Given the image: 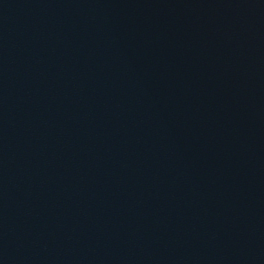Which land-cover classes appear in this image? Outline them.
<instances>
[{
    "label": "water",
    "instance_id": "1",
    "mask_svg": "<svg viewBox=\"0 0 264 264\" xmlns=\"http://www.w3.org/2000/svg\"><path fill=\"white\" fill-rule=\"evenodd\" d=\"M0 264H264V0H0Z\"/></svg>",
    "mask_w": 264,
    "mask_h": 264
}]
</instances>
